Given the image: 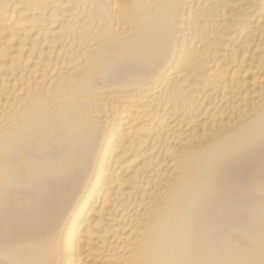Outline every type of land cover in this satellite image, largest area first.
Wrapping results in <instances>:
<instances>
[{"label": "bare ground", "instance_id": "obj_1", "mask_svg": "<svg viewBox=\"0 0 264 264\" xmlns=\"http://www.w3.org/2000/svg\"><path fill=\"white\" fill-rule=\"evenodd\" d=\"M0 264H264V0H0Z\"/></svg>", "mask_w": 264, "mask_h": 264}]
</instances>
